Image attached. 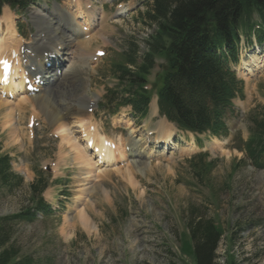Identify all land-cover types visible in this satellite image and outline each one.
<instances>
[{
  "label": "rangeland",
  "instance_id": "rangeland-1",
  "mask_svg": "<svg viewBox=\"0 0 264 264\" xmlns=\"http://www.w3.org/2000/svg\"><path fill=\"white\" fill-rule=\"evenodd\" d=\"M35 1L29 13L37 11L38 18L21 23V34L16 28L18 17L3 10L0 28L6 17L2 32L12 30L15 38L5 41L1 51L29 46L36 37L44 41L41 49H52L59 35L54 36L52 29L56 24L49 28L47 22L64 21L68 26L59 29L62 44H58L63 51L48 69L50 84L42 86L46 91L36 94L22 109L16 108L19 97L9 98L4 103L7 111H0L2 152L11 158L14 173L23 178L22 186L12 194L0 192V216L27 205L30 183L38 175H50L44 198L55 213L45 218L38 215L33 223L13 228L11 243L20 255L30 256L33 264H194L186 222L199 217L213 220L223 230L214 264H264V169L240 162L244 154L238 149L240 141L248 137V120L254 110L264 108V68L258 69L263 63H256L264 61V44L254 37L251 42L241 38L234 70L244 83L243 97L233 101V112L226 116L227 136L214 139L181 134L170 124L175 135L185 136V142H169L167 151L148 143L141 134L135 137L141 139L136 150L144 154L130 159L137 161L140 172L127 160L114 168H91L93 156L88 158L90 165L82 163L70 148L76 144L85 151L76 126L86 118L89 128L116 145L119 139L127 138L128 127L129 131L141 127L143 134L155 123L150 117L133 120L127 107L118 108L111 116L116 102L108 109L100 108L108 103L104 93L116 83L112 64L123 65L130 43H134L137 57L144 53V41L152 28L143 23L141 14L148 11L150 2L82 0L93 3L90 11H103L98 14L100 25L83 40L73 37L70 25L75 22L72 11L87 12L86 4L79 3L77 8L69 5V0ZM103 49L107 53L104 58L89 62L94 51ZM243 65L255 72L241 71ZM43 96L61 110L62 119L57 124L37 104ZM90 101L96 102L89 105ZM29 119L34 120L32 127ZM199 154L207 155L205 162L213 163L202 180L192 172L189 162ZM149 155L153 157H144ZM79 214L92 225L90 234L80 226Z\"/></svg>",
  "mask_w": 264,
  "mask_h": 264
},
{
  "label": "trees",
  "instance_id": "trees-1",
  "mask_svg": "<svg viewBox=\"0 0 264 264\" xmlns=\"http://www.w3.org/2000/svg\"><path fill=\"white\" fill-rule=\"evenodd\" d=\"M149 2L141 18L153 33L144 41L141 57L130 43L123 65H114L112 76L117 85L107 98L110 102L118 100L116 107L130 105L134 115L144 117L150 101V93L144 88L147 77L162 62L152 83L160 112L182 131L226 136L224 122L232 113V101L242 98V82L236 80L231 66L237 62L241 35L250 41L254 34L263 42L264 0H144V4ZM29 3L0 0V7L8 4L24 12ZM240 144L238 149L245 157L240 162L263 170L264 108L249 118L248 137ZM205 157L201 154L191 161L199 180L213 166ZM22 183L12 171L9 156L1 153L0 144V192L12 194ZM46 186L47 179L38 175L29 186L28 204L16 213L0 216V264H33L30 256L20 255L11 243L13 228L19 223H33L39 214H50V207L41 198ZM186 227L194 264H214L223 230L213 220L199 217L189 218Z\"/></svg>",
  "mask_w": 264,
  "mask_h": 264
},
{
  "label": "bare ground",
  "instance_id": "bare-ground-1",
  "mask_svg": "<svg viewBox=\"0 0 264 264\" xmlns=\"http://www.w3.org/2000/svg\"><path fill=\"white\" fill-rule=\"evenodd\" d=\"M74 11H72V14L76 17V15L78 14L77 13L78 10H76L75 13H74ZM81 15H83V14H81V13L78 14V16L76 18L77 20H79V22H75V23L72 24L73 27L75 26V28H76V29H73L72 31H74V34L76 36L80 35V37H82V34L80 33L79 26H83V25L84 26L85 25L89 26V25H91V21L94 18V16L91 13H90V16L88 14L85 17L81 16ZM74 16H73V18H74ZM81 20H83V21H81ZM7 21L8 20L5 17L4 21L2 22L3 24H2V26L0 28V32L2 31V28L4 27V25H6ZM61 22L65 24L64 21H61ZM64 24H63V26H64ZM97 25H100V23H97ZM47 26L49 28H51L52 25L50 26V24H49ZM52 29L54 30V36L55 35L56 36L59 35V38H58V40H59L60 39V35H61V31L59 30V29H61V24L57 23V25L54 26ZM75 32H77V33H75ZM78 33H80V34H78ZM13 36H14V34L12 33V30H9V31H6L2 35V37L0 38V59L1 58L9 59L12 53H15L17 55L20 53V47H18L17 50L10 49L9 51H7L8 53L5 52V51H1L2 48H3V45H5L3 43H5V41H10L11 39H13ZM73 37L75 38L74 35H73ZM58 40H56L54 49L58 48V46H60V44H62ZM43 42L44 41H42V38H40V39L36 38L35 43H33L32 48L34 50V56H33L34 58H32L33 59L32 61H33L34 64H31V65L35 66V70L39 71V74L46 76L48 74V72L43 67V63H44L43 62L44 58H42L43 57V53L40 54L41 53V46H42ZM58 43H60V44H58ZM17 46H19V45H17ZM60 50L61 49H58V51H57L58 55L62 54V53H60ZM50 54H52V53H50ZM28 59L31 60V56H28ZM32 61H31V63H32ZM20 63H22V59L21 58L18 59V57H17L16 65L13 67V69L11 71V74H10L11 78H10L9 84L8 85H4L6 83H2L1 84V90L2 91H0V111H2V110L7 111V106L8 105L4 104V103H6L9 100V98H13L14 95H17L21 99L19 101V106L18 107L16 106L17 109H22V107L25 106L26 103H28V101H30V99H32V98L37 96V95L33 96V92L32 93H28L26 91H23L24 90L25 81L28 78V76L26 75V69L24 67L27 68L28 66H23L22 64L20 65ZM256 63L257 64H262L263 63V65L258 67V69L264 68V61H257ZM241 71L247 72V73H254L255 72L252 69H249V65L248 66L247 65H245V66L243 65V68H241ZM246 81H247V79H246ZM33 88H34V90H36V89H37V91L39 90L38 91L39 93L41 91H46V90H44V88L42 89V87H38V86H34ZM2 93H6V96L4 98L1 97ZM8 93H13V95L10 96V95H8ZM36 102H37L38 105L42 106L44 108V110H46V112L49 114L50 120L53 123L57 124L62 119L61 113H60L61 110L59 111V109H57L59 107H57L56 105H53L52 102L49 99H47L46 96L45 97L44 96L40 97L39 100H36ZM72 110H76V108L74 107V108H72ZM72 110L68 109V111H72ZM150 112H151V116L152 117H154L157 114V107H156V104H155V100H153V102H152ZM7 115H9V113H7ZM121 120H124V119L120 118V121ZM165 123L166 122L163 121V123H161L160 126H159L160 129H158V139H160V137H162L164 139V141L167 142L169 144V146H170L169 142L174 141V138H173L174 129H172L170 124H168V123L165 124ZM81 124L83 125V123H81ZM81 124H79V125L82 126ZM165 125H168L169 127H165ZM129 129L130 128L128 127V138H127V140H124L126 142V144H124V145L127 147V152L126 153L125 152L121 153L120 148H119V150H116V148L113 146V143L104 140V138H100L97 134L95 136H91L89 134V132L86 134L85 137L87 138V141H91V143H94V151L96 153H98V157H99V161L98 162H99V164L103 165L102 167H113L114 168L115 165H117L120 162H123V161L127 160L128 157L129 158H135V157H137V156H139L141 154H144L141 151H138V150L135 151V149L138 146V144L140 143L141 139L137 138L138 140H136V139L132 140L133 137H135L133 135L136 134L137 131H135V130L129 131ZM164 137L166 138V140H165ZM178 140L181 141V142H185L184 138H181V137ZM120 145H121V142H120ZM70 148L77 152L79 161H82V163L88 164L87 161H88V158H90L91 155H89L87 153L86 149H85V151H84V149L79 150V148H78V146L76 144H72ZM190 149H194V148H190ZM160 155L163 156V153H161ZM144 157L148 159V158L153 157V156L149 155V156H144ZM127 161L129 163L133 164V167H134L135 170H137L138 172L141 171L139 169V167L137 165H135L136 162H137L136 160H135L136 162L133 159H128ZM88 165H90V164H88ZM90 166H91V168L92 167H97L95 165V163H92ZM97 170L100 171V169H97ZM77 217H78V215H77ZM78 220H79L80 226L90 234V232L92 230V225L88 221L87 217H85L83 214H81L79 216Z\"/></svg>",
  "mask_w": 264,
  "mask_h": 264
}]
</instances>
